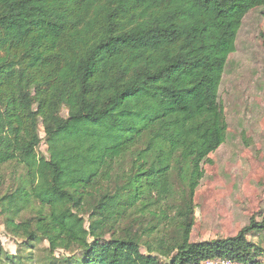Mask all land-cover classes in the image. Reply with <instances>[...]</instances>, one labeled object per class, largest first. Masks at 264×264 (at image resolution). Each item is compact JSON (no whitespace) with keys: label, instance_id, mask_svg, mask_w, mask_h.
<instances>
[{"label":"trees","instance_id":"16d2710c","mask_svg":"<svg viewBox=\"0 0 264 264\" xmlns=\"http://www.w3.org/2000/svg\"><path fill=\"white\" fill-rule=\"evenodd\" d=\"M258 7L0 0V170L22 169L0 198L8 232L47 241L49 264H264L248 238L264 218L191 241L204 159L227 137L223 75ZM33 202L36 215L17 222Z\"/></svg>","mask_w":264,"mask_h":264},{"label":"rangeland","instance_id":"374dc122","mask_svg":"<svg viewBox=\"0 0 264 264\" xmlns=\"http://www.w3.org/2000/svg\"><path fill=\"white\" fill-rule=\"evenodd\" d=\"M219 96L227 137L204 159L203 178L195 195L192 242L235 236L252 219L264 218V7L245 16ZM62 115L67 116V111L63 110ZM40 134L45 138L42 125ZM38 153L48 157L45 141ZM21 173L22 169L15 165H5L0 170V198L17 189ZM33 205L35 208L22 210L16 221L34 217L39 204ZM1 211L2 206L0 264H49V243L42 240L30 244L27 239L14 236L6 229V216ZM248 238L264 248V231L251 232ZM9 255L16 257L9 260ZM54 255L67 254L59 250Z\"/></svg>","mask_w":264,"mask_h":264},{"label":"built area","instance_id":"2783aa9c","mask_svg":"<svg viewBox=\"0 0 264 264\" xmlns=\"http://www.w3.org/2000/svg\"><path fill=\"white\" fill-rule=\"evenodd\" d=\"M203 264H244L240 261H231L227 259H208Z\"/></svg>","mask_w":264,"mask_h":264}]
</instances>
